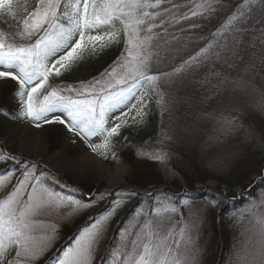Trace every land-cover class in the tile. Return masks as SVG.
Wrapping results in <instances>:
<instances>
[{
    "label": "rangeland",
    "instance_id": "rangeland-1",
    "mask_svg": "<svg viewBox=\"0 0 264 264\" xmlns=\"http://www.w3.org/2000/svg\"><path fill=\"white\" fill-rule=\"evenodd\" d=\"M32 2L33 6H31ZM210 2L212 8L209 11H203L198 7L201 4L206 5V0H192L190 3L183 4L180 10L175 8L178 3L175 6L173 0H164L162 4L167 5L165 9L168 11H165V9L160 10V7L158 9H148V11L160 12L164 19L170 22H172L173 16H176L174 8L181 17L187 15L188 18L201 17L210 19L217 14L215 7L218 3L217 0H210ZM37 3L38 0H14L12 11L17 18V23L14 26L8 25L7 22L3 21L9 16L0 15V31L10 34L22 30L23 18L27 17ZM229 10V6H225L224 12L229 13ZM193 11L201 14L193 16L191 15ZM148 22L153 23L151 20ZM63 23L67 24V21L65 20ZM142 27L146 28L147 24ZM106 30L114 29L109 26H102L100 31ZM234 32V29H230L225 34V38L222 37L218 44L214 42L213 45L217 46L214 47L211 54L207 48V51L202 54V57L208 54L211 56L199 59L195 55H188V58L183 61L186 67H183L182 64L176 73L161 78L155 86L151 85L154 100L158 101L160 107V118L166 120L165 127L160 132L159 137L146 148L148 152L152 149L156 158H163L166 155L177 156L176 150H179L180 143L181 146L191 149V151L195 150L199 140L198 134L202 131V118L195 115L190 122H185L182 120L178 109L175 108L173 112L179 122L172 129L170 126L171 113H169V104L172 100L175 101L182 98L179 92L185 83V81H182V75L197 65L204 64L202 62L207 64L221 57L223 58L225 46L229 43L232 44L233 39H235ZM93 34L97 33L94 32ZM197 35L185 37L183 45L188 46L190 44L189 41L193 43L198 40ZM258 39L260 46L257 48V59L264 62V25L258 32ZM171 40H174L173 45H180L177 43L180 41V37L174 36ZM16 42L27 43V41H20L19 38H17ZM83 43L94 46L87 41ZM99 43L96 42V48L99 47ZM191 56L196 57L195 61ZM252 62L239 65L232 72H229L230 76H226V74L219 76H210L211 73L204 74L205 82L200 85L195 83L192 89L196 97L190 100L194 102L189 107L194 108L195 111L201 110L204 116L205 114L210 115L213 120L211 123L212 132L207 137L206 143L197 147L196 153H192L203 163L208 175L211 177L223 178L228 176L237 161L246 157L250 148L256 145L254 141L244 137L243 132H241L245 128L244 124H248L249 128H254L259 125V123L257 124L258 119L264 121V87L256 84L253 78ZM0 70L6 69L0 68ZM154 70L155 67L151 64L150 73ZM207 77H211V79ZM97 78H100V75ZM109 82V80L101 79V84L97 85V89L105 87ZM49 83L53 82L50 80ZM73 86L79 87L80 83ZM16 88L17 85L14 81L0 82V155L11 154L16 157V160L13 161H0V176L6 173L9 174L8 180L4 181L3 185L0 186V200L4 199L12 190L25 171V166H27V169L33 173V183L38 179L40 185H43L48 191L58 195L63 200L67 201L71 198L86 205V207L82 208H74L71 203L53 206L45 209L43 215L36 218L42 221V223L37 225V235L42 236L51 232L54 228L55 238L47 243L45 251L36 257L33 264H57L58 260L63 257L66 248L74 243L78 234L90 226L94 220L99 219L112 209H115V211L111 212L105 224L102 238L95 249L92 264H100V259L104 255L114 231L116 238L111 250L116 247L120 239L121 229L132 228L134 224L138 227L137 221L143 223L148 215L147 210L152 212L153 209L158 214L151 216V218L154 223L161 225L164 232L172 230L178 234L182 227L187 226L190 229L189 234L192 237L195 248L198 250L195 264H217L219 244L216 239V230L220 233L224 243L226 252L224 264H236L237 253L239 252L243 255L245 246L252 247L259 238L256 231L258 225L255 223V218L256 216L264 215V162L255 169V173L241 187L229 189L225 185L219 186L218 182L214 180H207L204 183H195L193 185L192 191L204 192L206 190V192H211V194L212 192L215 194V191L220 188L226 199L224 203L219 205H215V198L210 196L203 199L199 198L200 200L190 197L188 189L181 179L176 177L172 181H167L161 174L162 167H167L172 171L175 170L166 165L157 164L154 171L161 181L158 188L164 186L158 192L166 195V198L160 204L154 205V207L144 205L141 210L136 209V215H132L134 214L132 212L127 219L123 220L124 216L131 212L132 207L138 201V196H140L127 188L135 187L130 184L134 175L131 165L126 161L115 164L106 163L102 153L110 144L105 146L103 138L100 136H94L85 141L57 122L45 124L40 121L41 126L37 128L35 126L36 122L28 119H19L15 98ZM65 94L67 95L68 93ZM136 102L137 98L130 97L128 105L114 112L112 114L113 118L121 115V112L129 111V107ZM56 115L62 114L56 113ZM116 122L117 120L113 119L111 124ZM20 124L38 130L45 137L49 153L60 154L63 157L62 163L52 164L26 153L24 145L30 142V146L35 150L37 141L35 138L32 139L31 135V137H25V134L20 129H17ZM8 134L10 136H6ZM90 144L98 146L95 152L89 147ZM18 145H22L24 150L18 149ZM124 146L128 150L134 147L129 140L125 141ZM91 152L95 153L110 168L115 165H127L128 170L122 176L123 182L113 184L102 181L100 175L91 165L81 164L76 166L75 169L65 168V164L79 161L85 154ZM40 185H37V187H40ZM210 187L214 191H210ZM223 188L228 190L223 191ZM140 190L151 191L144 188ZM142 196L146 199L150 198V194ZM243 199L245 200L242 201ZM173 207L176 208L175 212L171 211ZM142 210V214H139ZM14 255L15 252L13 251L9 258ZM109 257L110 254L107 256L105 264H109Z\"/></svg>",
    "mask_w": 264,
    "mask_h": 264
},
{
    "label": "snow or ice",
    "instance_id": "snow-or-ice-1",
    "mask_svg": "<svg viewBox=\"0 0 264 264\" xmlns=\"http://www.w3.org/2000/svg\"><path fill=\"white\" fill-rule=\"evenodd\" d=\"M13 2L0 0V15L15 19ZM248 2L245 0L246 4ZM162 3L164 0H38L35 8L23 18L22 30L10 34L0 31V68L6 69L0 70V82L11 80L17 85L18 118L36 122L37 128L41 126L40 121L45 124L57 122L85 141L100 136L105 146L109 145L111 138L119 135L121 127L120 123L113 126L111 121L127 117L128 112H121L114 118L112 114L128 105L137 84L155 86L160 80V76L149 74L154 55L152 41L157 34L141 36V32L152 33L153 28L162 26L163 21L159 25L148 23L161 15L148 9H158ZM198 7L209 11L212 5L206 0V5ZM198 14L201 13H191L193 16ZM183 18L188 19V16ZM65 20L67 24L63 23ZM115 21L123 26L125 49L100 78L81 82L79 87L49 83L50 77L62 75L61 69L69 70L65 62L73 60L83 42L94 45L93 53L97 50L96 42H100V50L118 43L119 30L100 31L102 26L114 29ZM146 24V28L142 27ZM17 38L27 43H17ZM206 51L202 49L201 54ZM101 79L110 82L97 89ZM143 95L146 93L137 99L140 104L138 115L144 107ZM135 107L136 104L131 105L129 112ZM89 147L95 152L98 146L90 144ZM13 160L16 157L11 154L0 155V161ZM32 177L33 173L25 166L21 178L0 200V264H33L45 251L47 243L55 238L54 228L42 236L37 235V225L42 221L36 218L42 216L45 209L65 203H71L74 208L86 207L71 198L63 200L40 185L38 179L33 183ZM8 178V173L0 176V186ZM112 211L115 209L83 229L57 264H92ZM171 211L175 212L176 208ZM157 214L153 209L152 216ZM255 223L259 238L252 247L245 246L243 255L237 253L236 264H264V215L256 216ZM137 224L138 227L134 224L132 228L121 229L120 239L110 252L109 264H195L198 250L187 226L176 234L172 230L164 232L151 217H146L143 223L137 221ZM13 251L15 255L9 258Z\"/></svg>",
    "mask_w": 264,
    "mask_h": 264
},
{
    "label": "trees",
    "instance_id": "trees-1",
    "mask_svg": "<svg viewBox=\"0 0 264 264\" xmlns=\"http://www.w3.org/2000/svg\"><path fill=\"white\" fill-rule=\"evenodd\" d=\"M190 1L173 0L175 6L178 3L175 7L177 10L182 9L183 4L190 3ZM217 2L215 7L217 14L213 15L210 19L201 17L184 19L178 15L179 13L176 12L174 8V14L178 16V18L173 16V20L170 22L160 15L153 23L159 25L161 21H163L161 27L153 28L152 33L141 32V36L157 34L156 38L152 41V51L154 55L151 64L155 67V70L149 74L158 75L161 79L176 73L182 64L183 67H186L183 61L188 58V55H195L199 59L209 56L214 47L217 46L213 45V43L216 42L218 44L222 37L225 38V34L229 32L230 29L235 30V39H233L232 44L229 43L225 46L223 58L221 57L207 64L202 62L204 64L197 65L182 75V81H185L184 87L179 91L182 98L178 96L180 99H176L175 101L172 100L169 104V113H171L170 126L172 129L175 127V124L179 122L173 112L175 108L178 109L182 120L185 122H190L195 115L202 118V131H200V133L198 132L199 140L195 146V150L191 151V149L181 146L180 143L178 147L179 150H176L177 156L166 155L163 158H156L152 149L150 152L146 150L148 145L152 144L156 138L159 137L160 132L165 127L166 120L160 118V107L158 101L154 100V94L151 90L152 84L144 83L143 86L137 84L132 90L133 94L130 96L138 99L142 94L146 93V95H143L142 103L144 107L141 109L140 114H137V109L140 108V104L136 102V107L132 108L130 112L127 111L128 116H121V120L116 122L121 124L119 135L111 138L109 147L102 153L105 162L108 164L126 161L131 165L134 175L130 184L135 187L148 190H155L158 188L161 181L155 173L154 168L157 164H162L171 167L181 175L190 197L200 200L210 196L211 198H215V205L224 203L226 199L220 188L215 191V194H213V192L211 194V192H206L205 190L204 194L201 195V192L192 191L193 185L195 183H204L207 180H214L218 182L219 186L225 185L229 189L241 187L247 179L255 173V169L264 162V121L260 119L257 120V124L259 123V125H256L254 128H249L248 124L243 125L245 128H243L241 132H243L244 137H248L250 141H254L256 145L250 148L246 157L237 161L235 166L228 173V176L223 178L209 176L203 163L196 158L197 156L192 155V153H196L197 147L206 143L207 137L210 136L212 132L211 123L213 120L210 115L205 114L204 116L201 110L195 111L194 108L189 107L194 102L190 100L196 97L192 89L195 83L200 85L205 82L204 74L211 73L210 76L226 74V76H230L229 72H232L233 69H236L239 65L253 61V78L256 84L264 87V62L257 59V48L260 46L258 32L264 25V0H249L247 4L245 0H217ZM31 6H33V2ZM225 6H229V13L224 12ZM166 7V4H162L159 9L163 10ZM240 13L243 14L241 15ZM233 17H235V19H233ZM3 22H7L8 25L14 26L17 23V18L15 16V19H13L12 16H9V18H6ZM122 29L123 26L119 21H115L114 30H119L120 32L119 42L113 43L103 50H100L98 47L95 53L92 52L93 46L86 44L87 47H85V44L82 43L81 49H78L77 53L74 54L73 60L65 62L69 65V70L65 71L61 69L62 75L59 77H50V80L60 85H76L78 83L81 84V82L92 81L94 77L97 78L105 69H108L121 55L122 51H124L125 42ZM195 35H197L198 40L193 43L189 41L190 44L188 46L183 45L185 37ZM174 36L180 37V41L177 42L180 45H173L174 40L171 39ZM209 45H211V47H209ZM206 48L210 51V54L202 57L203 53L201 54V50ZM165 73L169 75L165 76ZM207 78L211 79V77ZM130 83L132 82L130 81ZM117 87L123 86L118 85ZM133 117H135V120H133ZM124 120L127 122L122 123ZM112 125L114 126V124ZM126 140H129L134 146L131 150L125 149L126 147L124 144ZM209 189L210 191H214L213 188ZM165 198L166 195L158 191L151 193L149 199H146L142 195L138 196L137 203L132 207L131 212L124 216L123 220L127 219L132 212L134 213L132 215H136V209L141 210L144 205L154 207V205L160 204ZM244 200L245 199L242 201ZM142 212L143 210L139 214H142ZM147 214V216L145 215L146 217H151V210H147ZM215 232L219 244L217 264H224L226 260L224 243L220 233L217 230ZM115 238L116 235L114 231L107 244L105 253L100 259V264L106 263V258L111 252Z\"/></svg>",
    "mask_w": 264,
    "mask_h": 264
},
{
    "label": "bare ground",
    "instance_id": "bare-ground-1",
    "mask_svg": "<svg viewBox=\"0 0 264 264\" xmlns=\"http://www.w3.org/2000/svg\"><path fill=\"white\" fill-rule=\"evenodd\" d=\"M17 129H20L22 133L25 134V137L32 136V139L35 138L37 141V148L35 150L33 149L32 146H30L31 145L30 142H27V144L24 145V149L26 153L31 154L36 158H40L48 162H51L52 164L59 162L62 163L63 157L60 154L49 153L48 145L46 143L45 137L38 130L33 129L32 127H29L24 124H20L19 127H17ZM6 136H10V134ZM17 148L20 150H24L22 145H18ZM81 164L91 165L95 169V171L100 175V179L108 183H113V184L122 183L123 182L122 176L123 174L126 173V167L124 165H115L112 168H110L109 166L105 165L97 155L93 153H87L79 161H76L71 164L67 163L64 166L67 169L68 168L75 169L76 166H79ZM161 174L163 178L167 181H172L176 178V176L171 172V170L167 168L163 169L161 171Z\"/></svg>",
    "mask_w": 264,
    "mask_h": 264
},
{
    "label": "water",
    "instance_id": "water-1",
    "mask_svg": "<svg viewBox=\"0 0 264 264\" xmlns=\"http://www.w3.org/2000/svg\"><path fill=\"white\" fill-rule=\"evenodd\" d=\"M91 153H93V152H91ZM93 154H95V153H93ZM124 166L126 167V170H128V166L127 165H125L124 164ZM167 167H162L161 168V171L163 170V169H166ZM168 169V168H167ZM171 172L176 176V177H178L179 179H181V181L183 182V179L179 176V174L177 173V172H175V171H172L171 170ZM126 187V186H125ZM128 189H130V190H132V191H134L135 193H137V194H142V195H147V194H150V193H152V192H147V191H145V190H140V189H137L136 187H127ZM164 188V186L163 187H159V188H157V189H155L154 191H159V190H162ZM223 191H227L228 189L227 188H223L222 189ZM201 195H203L204 194V192H201L200 193Z\"/></svg>",
    "mask_w": 264,
    "mask_h": 264
}]
</instances>
